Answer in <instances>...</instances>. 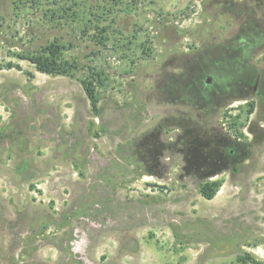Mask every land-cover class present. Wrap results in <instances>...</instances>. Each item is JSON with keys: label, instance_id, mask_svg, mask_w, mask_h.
I'll list each match as a JSON object with an SVG mask.
<instances>
[{"label": "rangeland", "instance_id": "1", "mask_svg": "<svg viewBox=\"0 0 264 264\" xmlns=\"http://www.w3.org/2000/svg\"><path fill=\"white\" fill-rule=\"evenodd\" d=\"M251 9L264 26V0H0V127L9 128L19 94L65 132L78 114L141 115L125 138L86 123L94 140L86 157L53 134L0 151V264H64L70 255L80 264H264L260 145L241 180L187 174L175 150L156 169L133 155L134 141L164 115L149 113L155 79L179 73L183 56L234 37ZM49 45L59 47L53 59L66 71L42 73L26 59L50 57ZM255 53L260 68L264 47ZM237 99L227 103L230 114L208 119L250 138L260 103ZM167 130L162 138L174 137ZM206 181L218 182L211 199L199 192ZM95 191L108 206L99 220L79 211L96 202L87 203Z\"/></svg>", "mask_w": 264, "mask_h": 264}, {"label": "flooded vegetation", "instance_id": "2", "mask_svg": "<svg viewBox=\"0 0 264 264\" xmlns=\"http://www.w3.org/2000/svg\"><path fill=\"white\" fill-rule=\"evenodd\" d=\"M261 34L264 35V26L256 19V9H251L234 37L213 48L183 56L179 73H165L163 78L155 79L148 102L153 110L147 112L164 115L134 141L137 148L133 155L138 164L144 168L163 167L165 158L170 159L166 154L175 150L180 154L181 168L187 174L192 171L197 175L204 174L201 170L206 169L213 175L228 172L234 180L245 179L246 170L255 167L253 149L260 145L264 153V63L260 68L253 63L255 52L264 47V37L257 43ZM18 96L10 128L0 135V147L10 144L14 133L28 141L53 134L59 145L72 148L74 155L86 157L87 152H93L94 143L86 136V123L99 124L106 132L120 131L125 138L141 122V115L136 116L135 108L121 109L119 114H78L72 130L65 132L50 114H40L37 105L31 104L23 94ZM237 98H251L260 103L259 121L249 118L246 127L250 138L227 132L208 119L216 114H230L232 110H227V103L239 100ZM36 112L38 114H34ZM168 126L174 127L176 133L174 137L164 139L163 135L169 133ZM193 136L195 138H191ZM142 137H148L150 143L144 153L148 155L147 159L137 155ZM95 200L94 204L79 211L88 209L90 215L99 220L108 213V206L96 191L90 194L87 203ZM74 235L76 231L73 230L68 239ZM64 264L80 262L70 255Z\"/></svg>", "mask_w": 264, "mask_h": 264}, {"label": "trees", "instance_id": "3", "mask_svg": "<svg viewBox=\"0 0 264 264\" xmlns=\"http://www.w3.org/2000/svg\"><path fill=\"white\" fill-rule=\"evenodd\" d=\"M44 49L47 51V53H48V55H50V57L49 56H46V57H43V56H27L26 59L29 60L32 64H34L36 70H38L39 72H42V73L51 74V73H59L60 70L66 71L65 68L61 69L60 64H58L56 62V60L53 59V57L57 54L59 47L57 45H49ZM86 91L88 93V98L91 101L92 107H95V95L93 93V90H91L90 88H86ZM29 114H31V113H29ZM34 114H38V112H36ZM4 130H5L4 128L0 127V135L4 132ZM12 136L14 137L12 139V142L10 144H8L7 146L3 145L2 147H0V151L2 149H11L14 145L18 144V142L20 141V138H23L22 136H18L16 133H14ZM16 137H17V140H15ZM191 138H195V136H193ZM33 141H31V143ZM140 144H141V146H140L139 152L142 155V159H145V158L147 159L148 155L144 154V153H146L145 151L150 146L148 137H142L140 140ZM141 155H139V157ZM201 171L204 172V174H206V175H212V174L208 173V171L206 169H202ZM217 187H218L217 181H215V182L206 181V182L201 184L199 192L202 195V197H204L206 199H211L214 196L215 192L217 191Z\"/></svg>", "mask_w": 264, "mask_h": 264}, {"label": "bare ground", "instance_id": "4", "mask_svg": "<svg viewBox=\"0 0 264 264\" xmlns=\"http://www.w3.org/2000/svg\"><path fill=\"white\" fill-rule=\"evenodd\" d=\"M146 178H147V176H146Z\"/></svg>", "mask_w": 264, "mask_h": 264}, {"label": "water", "instance_id": "5", "mask_svg": "<svg viewBox=\"0 0 264 264\" xmlns=\"http://www.w3.org/2000/svg\"><path fill=\"white\" fill-rule=\"evenodd\" d=\"M213 175V174H212Z\"/></svg>", "mask_w": 264, "mask_h": 264}]
</instances>
